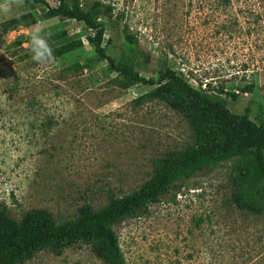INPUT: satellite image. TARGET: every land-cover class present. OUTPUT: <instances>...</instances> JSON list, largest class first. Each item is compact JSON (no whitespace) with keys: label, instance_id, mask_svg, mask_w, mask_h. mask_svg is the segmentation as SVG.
<instances>
[{"label":"rangeland","instance_id":"obj_1","mask_svg":"<svg viewBox=\"0 0 264 264\" xmlns=\"http://www.w3.org/2000/svg\"><path fill=\"white\" fill-rule=\"evenodd\" d=\"M99 1L114 9L100 19L107 55L145 79L170 69L209 95L223 89L231 112L264 123V0ZM27 13L33 25L6 30ZM36 29L52 48L44 63L29 48ZM88 35L83 23L48 17L42 5L0 0V206L15 221L32 209L58 224L84 206L97 211L150 181L155 160L194 144L180 114L158 100L137 101L154 86L123 87ZM68 40L82 45L58 55ZM234 168L227 162L199 173L143 217L116 225L125 264H264V211L234 203ZM239 171L256 178L248 162ZM23 264L105 263L78 244Z\"/></svg>","mask_w":264,"mask_h":264},{"label":"trees","instance_id":"obj_2","mask_svg":"<svg viewBox=\"0 0 264 264\" xmlns=\"http://www.w3.org/2000/svg\"><path fill=\"white\" fill-rule=\"evenodd\" d=\"M25 6L42 5L47 16L83 23L92 35L86 37L100 60L106 62L123 81V87L154 86L137 101L146 98L158 100L180 114L187 121L194 144L184 149L168 152L152 164L153 178L138 191L122 198L110 199L101 209L88 206L79 210L75 220L58 224L44 210L32 209L23 213L19 221L0 206V264H23L36 253L49 250L60 254L75 245L90 246L93 254L105 264H125L114 227L128 219L147 214L152 204L160 202L171 189L181 187L199 173H209L223 163L234 162L233 183L236 190L233 201L240 209L255 214L264 211V123H255L247 114H235L218 94L193 88L175 71L166 69L159 78L145 79L127 63L117 62L107 55L103 43L104 25L100 19L113 18V7L99 0H58L56 7L47 0H19ZM121 16H116L113 26H118ZM35 23L30 14L20 15L4 23L6 30ZM124 40L135 49V40L124 34ZM81 40H68L56 51L64 54L79 48ZM73 68L78 65L72 66ZM252 90V85L245 88ZM235 98V95H232ZM240 162H248L255 170L254 179L240 173Z\"/></svg>","mask_w":264,"mask_h":264},{"label":"clouds","instance_id":"obj_3","mask_svg":"<svg viewBox=\"0 0 264 264\" xmlns=\"http://www.w3.org/2000/svg\"><path fill=\"white\" fill-rule=\"evenodd\" d=\"M40 30L31 35V43L29 45L32 52V59L37 63H44L52 57V48L47 43V39L39 34Z\"/></svg>","mask_w":264,"mask_h":264}]
</instances>
